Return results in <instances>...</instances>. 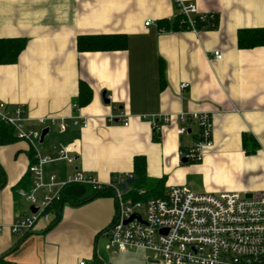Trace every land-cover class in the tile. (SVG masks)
Masks as SVG:
<instances>
[{
	"label": "crops",
	"instance_id": "obj_1",
	"mask_svg": "<svg viewBox=\"0 0 264 264\" xmlns=\"http://www.w3.org/2000/svg\"><path fill=\"white\" fill-rule=\"evenodd\" d=\"M175 1L0 0V39L26 40L18 62L0 65V104L23 107L28 129L49 131L39 148L53 160L44 166L47 179L65 181L80 171L110 185L114 176L133 173L135 157L144 156L148 178L162 179L165 191H264V46H237L240 30L264 29V0H184L214 15L216 26L160 33L167 30L162 22L171 25L178 16ZM148 21L153 24L146 27ZM108 34L127 35V49L78 51L80 36ZM82 81L91 90L87 105L79 103ZM183 83L189 86L181 89ZM104 92L112 97L109 104ZM118 109L129 114V126L108 122ZM198 112L211 116L213 146L200 162H183L181 150L193 147L199 130L191 121L188 133L179 135L175 118ZM76 114L87 119V128L63 133L58 125L40 123L52 117L70 123ZM159 115L176 117L156 134L153 120ZM67 146L74 148V163L59 160ZM31 151L24 140L0 146V257L11 264H110L117 254L139 250L109 248L107 231L118 213L115 194L80 206L66 203L48 231L52 217L40 220L26 238L12 233V223L32 213L18 188L29 176ZM89 191L85 198L93 196ZM142 251L147 254L140 264H162Z\"/></svg>",
	"mask_w": 264,
	"mask_h": 264
},
{
	"label": "built area",
	"instance_id": "obj_2",
	"mask_svg": "<svg viewBox=\"0 0 264 264\" xmlns=\"http://www.w3.org/2000/svg\"><path fill=\"white\" fill-rule=\"evenodd\" d=\"M178 16L186 30L198 33L201 29L216 26L214 15H204L196 4L176 0ZM153 24L148 21L146 27ZM201 26V27H200ZM168 30L160 29V33ZM221 59L220 52L215 53ZM189 85L183 83L181 89ZM111 101L112 97H107ZM78 104L73 109H78ZM26 112L21 106L9 107L0 104V121L14 128L20 141H27L35 155V162L29 167L32 177V190L21 194L37 210L31 215L12 223V233L25 236L35 225L51 216L45 211L56 201L61 200L62 190L69 184H85L98 190L103 186L114 189L117 200V215L112 227L107 231L109 248L125 253L129 250H147L161 259L162 264H264V191L253 192L252 196L236 192L196 194L187 186H171L165 196L135 200L122 193L125 183L123 175L112 178L110 185H101L84 172L76 171L67 180L60 181L53 175L46 178L44 166L53 160L39 152L38 145L44 130L33 131L25 126ZM173 115H159L153 120L154 132L172 123ZM129 114L118 109L117 114L108 117L109 123H122L129 126ZM67 119L52 117L40 119L43 125H58L63 133L71 127L87 128V119L79 114ZM175 119L180 123L179 135L188 133V124L193 121L198 125V140L193 147L181 150L180 158L191 162H200L205 149L213 146V121L205 112L180 114ZM74 148L67 146L59 151V160L74 163ZM131 178V177H129ZM145 191L138 196L144 197ZM1 231V230H0ZM80 264H87L83 261Z\"/></svg>",
	"mask_w": 264,
	"mask_h": 264
},
{
	"label": "trees",
	"instance_id": "obj_3",
	"mask_svg": "<svg viewBox=\"0 0 264 264\" xmlns=\"http://www.w3.org/2000/svg\"><path fill=\"white\" fill-rule=\"evenodd\" d=\"M182 17L177 16L173 24L170 25L169 22H162L165 25V29L173 31H181L186 29V25L182 23ZM217 24V22H216ZM201 27V26H200ZM26 46V40L20 39H0V65L14 64L18 62L21 52ZM237 46L241 49H254L255 47L264 46V29H242L238 33ZM128 47V37L127 35H87L80 36L78 41V51L84 52H108V51H123ZM164 76V66L161 67V85H165ZM79 103L80 105H87L91 102L92 95L89 86L85 82L80 83L79 89ZM156 133V132H155ZM157 134V133H156ZM19 141L15 130L11 126H7L0 121V146H7L10 143ZM251 151H254L251 150ZM30 156L32 157V163L35 162L34 152L31 151ZM191 162V161H188ZM134 171L133 173L124 175L123 178L127 181L129 177L132 178V183L130 184V192L127 197H133L135 200H142L148 198H157L165 196L164 181L162 179L154 181L148 178L146 160L144 156H137L134 159ZM0 184L5 182L4 172L0 169ZM18 188L30 191L32 188L30 173L28 178L18 184ZM93 191V196L91 198H85L84 195L89 191ZM145 191L144 197L138 196L139 191ZM115 194L114 189L110 187L103 186L98 190H94L89 185L81 184H69L61 192V200L56 201L54 205L48 208L45 213L52 217V220L47 227V230L53 228L59 221L61 216V209L66 203H71L74 206L83 205L98 196H109L112 197ZM30 234L27 233L26 236ZM0 264H11L7 259V256L0 259Z\"/></svg>",
	"mask_w": 264,
	"mask_h": 264
},
{
	"label": "rangeland",
	"instance_id": "obj_4",
	"mask_svg": "<svg viewBox=\"0 0 264 264\" xmlns=\"http://www.w3.org/2000/svg\"><path fill=\"white\" fill-rule=\"evenodd\" d=\"M43 145H38V148H41ZM91 194V191H88V194ZM147 253L142 250L134 251L125 254L124 256L122 255H115L114 258L112 259L110 264H140L139 262L141 259L146 255ZM139 257L141 259H139Z\"/></svg>",
	"mask_w": 264,
	"mask_h": 264
},
{
	"label": "water",
	"instance_id": "obj_5",
	"mask_svg": "<svg viewBox=\"0 0 264 264\" xmlns=\"http://www.w3.org/2000/svg\"><path fill=\"white\" fill-rule=\"evenodd\" d=\"M103 99H104V102L105 103H107V104H109L110 103V101L108 100V95L106 94V92H104L103 94ZM48 130L46 129V130H44L43 131V133H42V136H41V139H40V141H41V143H43L44 141V138H45V136L48 134ZM187 160L185 159L183 162H186ZM132 183V178H129V179H127V181H125V183L123 184V186H122V193L124 194V195H126L127 194V191L129 190V187H130V184ZM247 196L248 197H251L252 196V194L251 193H248L247 194ZM31 211H32V213H35L37 210L34 208V207H32L31 208ZM5 256H2V257H0V259H2V258H4Z\"/></svg>",
	"mask_w": 264,
	"mask_h": 264
}]
</instances>
